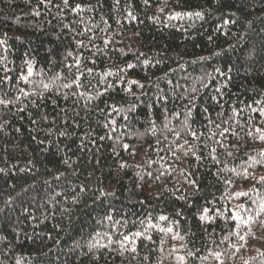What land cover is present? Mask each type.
I'll use <instances>...</instances> for the list:
<instances>
[{"label":"trees","instance_id":"trees-1","mask_svg":"<svg viewBox=\"0 0 264 264\" xmlns=\"http://www.w3.org/2000/svg\"><path fill=\"white\" fill-rule=\"evenodd\" d=\"M0 41V264H264V0H0Z\"/></svg>","mask_w":264,"mask_h":264},{"label":"snow or ice","instance_id":"snow-or-ice-1","mask_svg":"<svg viewBox=\"0 0 264 264\" xmlns=\"http://www.w3.org/2000/svg\"><path fill=\"white\" fill-rule=\"evenodd\" d=\"M64 2H65V4H67V0H64ZM196 15H200V13H196ZM0 43H2V41H0ZM31 74H32V70H31V67H29V69H28V75L30 76ZM24 79H27V77H24ZM70 86H71V85H65V87H70ZM45 87H47V85H45ZM25 95H27V93H25ZM2 102H3V101H0V103H2ZM262 114H264V113H262ZM225 131H227V129H225ZM261 139H264V136H261ZM124 147L127 148V145H125ZM229 154H230V153H229ZM261 180L264 181V177H262ZM236 195H238V196H246L247 193L241 192V193H237ZM239 207H240V208H243L244 205H240ZM261 209L264 210V204L261 205ZM205 211H207V209H206ZM232 218H233L234 220H238V219H240V216H239V214L237 213V214L233 215ZM159 219H160V220H165L166 217L161 216ZM201 219H204V217H201ZM250 219H251V218H250ZM244 222L247 223V221H244ZM161 231H164V229H161ZM167 231L170 232L171 229L169 228ZM135 235L139 236V235H141V234H140V233H136ZM125 239H128V238L125 237ZM240 239L243 240L244 237L241 236ZM217 255H218V254H217ZM261 255H264V253H261ZM180 259H183V257H180Z\"/></svg>","mask_w":264,"mask_h":264},{"label":"rangeland","instance_id":"rangeland-1","mask_svg":"<svg viewBox=\"0 0 264 264\" xmlns=\"http://www.w3.org/2000/svg\"><path fill=\"white\" fill-rule=\"evenodd\" d=\"M171 258H173V257H171V256H169V254H167L166 256H165V263L166 264H169L170 262H171Z\"/></svg>","mask_w":264,"mask_h":264}]
</instances>
